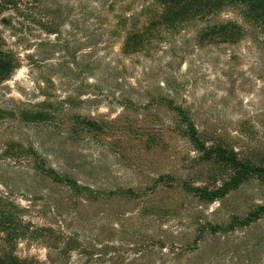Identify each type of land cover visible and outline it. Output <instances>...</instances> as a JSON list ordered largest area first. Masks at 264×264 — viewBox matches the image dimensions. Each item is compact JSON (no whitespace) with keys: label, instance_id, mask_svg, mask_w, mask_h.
Here are the masks:
<instances>
[{"label":"rangeland","instance_id":"374dc122","mask_svg":"<svg viewBox=\"0 0 264 264\" xmlns=\"http://www.w3.org/2000/svg\"><path fill=\"white\" fill-rule=\"evenodd\" d=\"M107 27L68 24L57 43L13 9L0 16L22 64L0 82V258L264 264V218L208 231L264 206V180L201 199L196 189L220 188L233 170L190 142L182 114L264 164V34L202 46L190 27L125 56Z\"/></svg>","mask_w":264,"mask_h":264},{"label":"trees","instance_id":"16d2710c","mask_svg":"<svg viewBox=\"0 0 264 264\" xmlns=\"http://www.w3.org/2000/svg\"><path fill=\"white\" fill-rule=\"evenodd\" d=\"M30 3V0H0V16L4 10L13 9L45 34L55 35L57 43L61 42L63 28L68 24L89 34L108 25L107 41L110 37L122 41L121 51L125 56L144 51L166 33L190 27L196 28V39L202 46L237 45L247 38L257 40L264 34V0H50V4L35 0L34 12L29 8ZM225 14L232 17L222 19ZM21 65L20 57L6 48L0 32V82L9 80ZM182 114L188 122L185 133L190 142L199 146L209 161L223 163L233 170V176L220 188L196 189L201 199L209 203L222 200L249 179L264 180V164L253 163L214 133L199 130L188 110H182ZM210 141L211 146H207ZM261 218H264V206L242 219L232 218L226 226L209 225L208 231L229 233L239 224L248 227ZM0 264H5L1 258Z\"/></svg>","mask_w":264,"mask_h":264}]
</instances>
